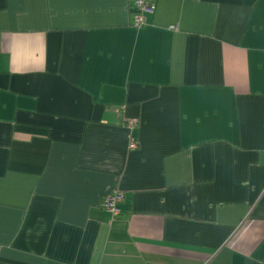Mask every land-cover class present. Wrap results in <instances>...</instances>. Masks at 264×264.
Returning <instances> with one entry per match:
<instances>
[{"label": "crops", "instance_id": "obj_1", "mask_svg": "<svg viewBox=\"0 0 264 264\" xmlns=\"http://www.w3.org/2000/svg\"><path fill=\"white\" fill-rule=\"evenodd\" d=\"M131 1L0 0V264H264V0Z\"/></svg>", "mask_w": 264, "mask_h": 264}, {"label": "built area", "instance_id": "obj_2", "mask_svg": "<svg viewBox=\"0 0 264 264\" xmlns=\"http://www.w3.org/2000/svg\"><path fill=\"white\" fill-rule=\"evenodd\" d=\"M132 12L134 27L141 29L147 25L148 18L155 14V0H132ZM137 123H130V126H135ZM132 149L135 145L131 146ZM123 203V195L117 190L103 196L100 202V208L111 215L112 218H118L121 215L119 206Z\"/></svg>", "mask_w": 264, "mask_h": 264}]
</instances>
